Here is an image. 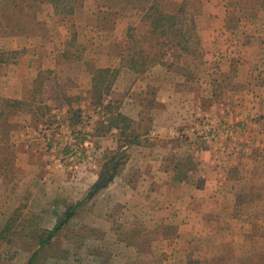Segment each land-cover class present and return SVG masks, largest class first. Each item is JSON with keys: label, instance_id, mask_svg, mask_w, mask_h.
Wrapping results in <instances>:
<instances>
[{"label": "rangeland", "instance_id": "obj_1", "mask_svg": "<svg viewBox=\"0 0 264 264\" xmlns=\"http://www.w3.org/2000/svg\"><path fill=\"white\" fill-rule=\"evenodd\" d=\"M169 86L182 90L167 109L181 128L165 139L151 133V110ZM263 106L264 0H0V264H26L119 148L126 158L117 175L32 264H264V154L254 184L249 169L237 183L240 171L227 172L248 193H237L224 231L196 240L176 239L178 224H153L163 221L159 210L139 208L165 197L149 190L150 172L135 179L132 160L161 155L175 172L168 201L181 206L177 185L189 188L195 170L205 172L200 150L233 163L250 124L264 123ZM211 124L214 141L202 137Z\"/></svg>", "mask_w": 264, "mask_h": 264}, {"label": "crops", "instance_id": "obj_2", "mask_svg": "<svg viewBox=\"0 0 264 264\" xmlns=\"http://www.w3.org/2000/svg\"><path fill=\"white\" fill-rule=\"evenodd\" d=\"M178 86H182V85H178ZM163 94H165V96ZM181 95H182V90L179 87L175 88L173 86L172 87L169 86L166 89L159 88V90H157V94L155 96V101H154L155 107H153L154 109L151 110V114L155 115V116L153 115L152 117L153 120L151 124V133H154L159 138L163 137L167 139L168 137H171L176 133L177 130L176 127H178V129L181 128V126L180 127L178 126L179 125L178 123H173V121L175 120L174 115L176 113L171 114V110L170 111L167 110L168 106L172 107V105H177V102L179 101ZM181 100L184 101V98H181ZM183 104L184 102L181 103L180 106ZM157 106H161V107L158 108ZM197 109L199 110V113H202L204 115L207 114L211 116L213 114L212 110L203 111L199 107H197ZM180 115L184 117L183 114H178L179 118L176 119L180 120L181 119ZM250 125L251 127L249 128V130L244 133L243 136L244 141L240 140L242 141L240 143L242 144V148H243L241 149L242 153L239 154L240 158L238 157L237 160L233 161V163H231V161L228 162L229 160L216 161L214 159V153L212 152L214 150L213 148L212 149L205 148L200 150L201 152L199 159L201 162V166L205 167L204 168L205 172L203 170L201 172L195 170V173L197 176L196 179L199 182H202L203 184L201 185L199 184V182L193 183L192 181H190L191 185L188 188L186 185H184V181H181V183L177 185V187L182 186L183 190H185V193L181 192V196L183 198H180L178 200L179 203L183 202V205L181 206H179L178 204L175 205V203H173L172 200L168 201L169 199L168 194H171V192H168L169 188H173V185L175 184L173 180V177H175V172H174V168L170 169L169 167L166 166V164L163 165L161 155L160 156H158L159 154H157V156L152 155L151 158H149V156H144L143 153L141 152V154H138L136 156L137 158L132 159L130 157L129 159L130 160L132 159L134 161L133 175L135 176V179L140 178L141 175L146 176L144 175L146 171L150 172L152 176L151 179L153 178L156 180H153L155 182L153 184V187L150 186L149 190L151 191L153 188H159L158 189L159 193L155 194V196L157 198L165 197V201L163 204H158L156 201L153 202L150 201L147 202L148 203L147 205L144 204L145 199L142 198L144 199L143 200L144 203H141L139 208H142V206L144 205V207L148 208V210L150 211L153 210L152 213L155 215H157V211L159 210V213H161L160 215L164 216L163 221H161L162 219L159 221L153 220V224L154 223H158V225L159 223L160 225H168L173 223H176L175 225L178 224L177 227L179 229L175 237L176 239H192L188 237V235H194L197 236V238L193 237V239L196 240L199 239L198 236H200L201 234L211 235L217 230L224 231L225 227H223V225L225 224V221H227L228 218L231 219L232 221L235 219L233 218L234 215L231 214H233V210L237 208L236 197L239 194L238 192L243 190V189L238 190L236 184H233V182L237 183L239 177L241 176H244V178L248 180V177L246 175L248 174L249 180L251 178L254 184L255 179L257 177L254 176L253 174L257 170L260 157L261 156L263 157L264 154V137H262L264 134V123H258L257 125L254 124L255 126H253V124ZM258 126L262 127V129H259L261 131V134H259V131L257 130ZM135 147L140 150L142 148L140 143L135 144ZM251 147H255V150L257 151L252 150L247 152V150L250 149ZM243 150H246L245 151L246 154L244 156L245 158L241 157L243 156V153H245ZM150 159H154V160L156 159V161H158L157 167L154 166L149 168L150 164L148 165L147 161H151ZM135 161L137 162L143 161L142 162L143 164L140 163L139 166H136ZM249 162L253 163L251 168H248ZM215 163H218L219 165H216ZM226 163H229L230 168H228L229 169L228 171L224 170L225 169L224 165ZM232 168H237L240 171V174L236 176L237 180L233 182L231 181L232 179L230 178V175H228L227 173L229 171L231 172ZM247 169H249V172L246 173L245 175L242 174V171ZM157 178H161V180L158 181ZM228 185L231 186L235 185V187L231 189L228 188ZM132 188L135 190V192H137L135 185H133ZM260 188L263 189L260 190V193L263 194L262 196L263 198L264 187L262 184H260ZM165 190L167 192H165ZM244 192L248 193V190ZM150 198L152 199L151 196ZM174 219L177 220L174 222ZM216 226H218L217 230L213 229ZM210 235H208L209 238Z\"/></svg>", "mask_w": 264, "mask_h": 264}, {"label": "trees", "instance_id": "obj_3", "mask_svg": "<svg viewBox=\"0 0 264 264\" xmlns=\"http://www.w3.org/2000/svg\"><path fill=\"white\" fill-rule=\"evenodd\" d=\"M144 10L147 11V14L145 15V18L148 19V21H149V23L151 25V21L149 19L151 18L150 16L152 14V11H156V7L150 6V7L145 8ZM182 10L183 9L180 8L179 11L176 10L174 14L177 15L179 13V15H180V13H182ZM147 16L149 18H147ZM154 20L159 22L161 20V16L160 15L159 16H155ZM176 22H177V20H176ZM155 25H156V23H155ZM173 25H176V24L173 23ZM154 29H156V27L155 28L154 27L150 28V31L154 32ZM100 99H101V96H100V89H99V90H97V96H96L95 100L96 101H100ZM119 117L121 119H124L120 115H119ZM116 127H118V126H116ZM119 147H120V145H119ZM125 158L126 157H125V154H124L123 150H121L119 148L116 153H114L110 157H107L102 162V164L100 166V169L98 171L97 178L93 182V184L89 187V191L87 192V194L81 200L75 201L71 205H69L66 208L62 218H60L57 221V223L54 225V227L50 231H48L46 235L40 237L38 248L32 253V255L27 260L26 264H32V262L35 259L37 253L39 251H41L49 243V241L55 236L56 232L58 230H60V228L68 221V219L75 213L77 208L82 203H84L87 199L91 198L97 191L102 190V189H104V188H106L108 186V184L112 181L113 177L117 175V173L119 172L121 167L124 165Z\"/></svg>", "mask_w": 264, "mask_h": 264}, {"label": "built area", "instance_id": "obj_4", "mask_svg": "<svg viewBox=\"0 0 264 264\" xmlns=\"http://www.w3.org/2000/svg\"><path fill=\"white\" fill-rule=\"evenodd\" d=\"M202 137L208 141H214L217 138V130L214 124L206 126V132L202 134Z\"/></svg>", "mask_w": 264, "mask_h": 264}]
</instances>
